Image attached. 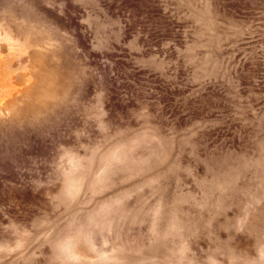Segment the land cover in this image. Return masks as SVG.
Returning <instances> with one entry per match:
<instances>
[{"label": "rangeland", "instance_id": "1", "mask_svg": "<svg viewBox=\"0 0 264 264\" xmlns=\"http://www.w3.org/2000/svg\"><path fill=\"white\" fill-rule=\"evenodd\" d=\"M0 264H264V0H0Z\"/></svg>", "mask_w": 264, "mask_h": 264}]
</instances>
